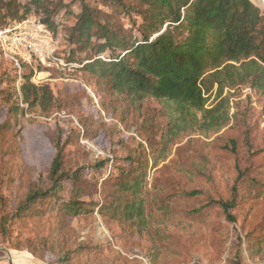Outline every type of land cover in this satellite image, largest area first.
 Returning <instances> with one entry per match:
<instances>
[{
    "label": "rangeland",
    "instance_id": "1",
    "mask_svg": "<svg viewBox=\"0 0 264 264\" xmlns=\"http://www.w3.org/2000/svg\"><path fill=\"white\" fill-rule=\"evenodd\" d=\"M250 1L264 13V0ZM78 6L62 0L57 11L63 27L56 35L50 30L58 53L67 50L66 30ZM116 20L129 26L126 17ZM34 67L32 84H48L56 99L47 114L21 103L13 70L0 58V264H55L72 251L66 264H264V119L248 87L225 90L234 123L218 133L194 130L180 136L165 159L150 153L141 231L131 223L107 221L96 208L77 218L51 213L6 227L2 217L13 215L29 190L47 186L56 144L64 169L81 170L89 195L80 200L100 206L102 181L110 178V185L139 146L147 152L146 140L157 141L166 123L152 100L133 106L86 72ZM12 84L17 115L10 113L6 95ZM215 104L213 93L205 108ZM70 189L65 182L61 200L71 196ZM218 201L235 204L229 212L233 221L214 204Z\"/></svg>",
    "mask_w": 264,
    "mask_h": 264
},
{
    "label": "trees",
    "instance_id": "2",
    "mask_svg": "<svg viewBox=\"0 0 264 264\" xmlns=\"http://www.w3.org/2000/svg\"><path fill=\"white\" fill-rule=\"evenodd\" d=\"M75 1L79 12L66 30L67 50L58 55L77 64L74 70L88 73L133 106L140 107L147 100L156 102L166 123L157 141L146 140L147 152L139 146L110 185V178L102 181L100 206L80 200L89 195L81 182V170L64 169V154L56 144L47 186L29 190L13 215L2 217V221L11 227L14 220L44 218L51 213L77 218L92 214L96 208L107 221L131 223L141 231L145 226L143 191L151 152L158 151L165 159L180 136L194 130L204 135L218 133L234 123L236 114L230 116L225 90L248 87L264 119V13L250 0ZM61 2L0 0V25L35 14L56 35L63 27L56 16ZM116 16L128 18L129 26L117 22ZM32 75L30 69L19 86L21 103L28 111L39 108L47 114L56 108V99L48 84H32ZM12 77L15 81L14 73ZM16 93L14 84L6 92L14 115L20 110L13 100ZM213 93L217 104L206 109ZM65 182L71 184V196L61 200L59 193ZM40 203L42 206H37ZM214 204L233 221L229 214L235 206L232 201ZM29 252L35 256V252ZM74 254L66 252L55 264H66Z\"/></svg>",
    "mask_w": 264,
    "mask_h": 264
},
{
    "label": "built area",
    "instance_id": "3",
    "mask_svg": "<svg viewBox=\"0 0 264 264\" xmlns=\"http://www.w3.org/2000/svg\"><path fill=\"white\" fill-rule=\"evenodd\" d=\"M58 49L53 32L35 14L0 25V58L11 66L18 89L26 69H31L35 76L34 66L69 72L77 67V64L66 62L59 56ZM98 58L103 60L104 56ZM32 83H35V78H32Z\"/></svg>",
    "mask_w": 264,
    "mask_h": 264
}]
</instances>
